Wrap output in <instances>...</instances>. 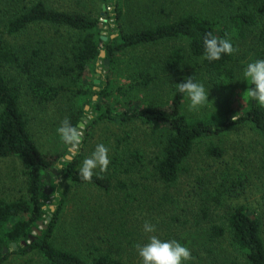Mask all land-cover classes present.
Returning <instances> with one entry per match:
<instances>
[{"label": "trees", "instance_id": "16d2710c", "mask_svg": "<svg viewBox=\"0 0 264 264\" xmlns=\"http://www.w3.org/2000/svg\"><path fill=\"white\" fill-rule=\"evenodd\" d=\"M235 1L236 11L232 12L230 23L222 27L206 14H189L168 23L161 20L151 27L126 30L122 0H100L97 15V10L89 8L85 0H0V160L19 161L25 184L23 195L0 200V264H6L13 256L28 255L37 256L41 264H121L108 252L99 250L98 255L82 256L55 244L68 204L65 195L58 200L51 222L47 220V228L39 229L40 235L34 231L39 222H45L49 188L57 187L56 179L111 194L114 190L128 189L132 186L129 178L140 173L149 184L144 182L141 188L140 182L134 180L135 192L150 201L145 191L151 190L152 203L162 207L156 196L163 197L161 193L178 187L198 146L206 145L208 156L221 159L225 153L224 140L237 129L249 130L264 141V107L246 98L250 86L247 81L244 104L238 110L218 116L188 117L184 113L186 97L176 88L167 103L155 104L151 102L153 99L144 102L139 98L140 90L151 91L166 71H174L185 63L182 48L173 50L161 65L155 60L151 63L141 60L135 65L123 60L132 51L185 41L188 52L199 63L197 66L213 77L217 88H227L235 80L234 53L219 61H207L203 58L204 36L211 33L217 38L244 39L253 28L260 27L259 43L264 42V0ZM103 5L112 8L114 15L107 11L104 19ZM102 19L110 20L108 25L114 24L107 41L102 40ZM34 27H48L55 29V33L63 31L72 43L71 50L60 54L50 50L45 41L18 45L15 39ZM102 50L109 65L105 66L106 79L97 91L92 79ZM3 66L18 70V77L25 78L27 86L18 77L3 73ZM191 77L197 81L195 76L186 78ZM183 79H176V84ZM26 91L47 117L46 125L51 127L46 149L38 144L31 119L22 110ZM51 105L56 108L52 115ZM87 106L91 109L88 112ZM85 118H89L88 123ZM65 119L75 132L80 123L85 124V136L72 160L67 159L72 142H64L57 134ZM102 124L118 129L103 143L109 149V164L106 171L96 170L91 181L86 182L80 176V166L95 130ZM148 129L162 132L152 137L148 149L135 145V134ZM228 171L227 168L220 175L209 173L197 179L195 194L200 199L195 213L197 230L178 241L198 254L211 250L212 243L226 237L240 264H264L263 222L251 207L232 204L233 176ZM220 213L225 224L206 222ZM14 244L16 250H12ZM5 248L9 253L3 255Z\"/></svg>", "mask_w": 264, "mask_h": 264}, {"label": "rangeland", "instance_id": "374dc122", "mask_svg": "<svg viewBox=\"0 0 264 264\" xmlns=\"http://www.w3.org/2000/svg\"><path fill=\"white\" fill-rule=\"evenodd\" d=\"M235 0H122L124 9L123 24L126 30L140 29L153 26L157 21L166 23L185 17L189 14H206L220 24V27L230 23L231 14L235 12L238 2ZM88 7L99 12L100 0H85ZM229 3H236V6H229ZM155 4V5H154ZM110 15L112 8L107 10ZM102 14V12H101ZM108 14V13H107ZM157 15V17H153ZM157 19V20H156ZM103 21L104 36L110 34L114 24L110 20ZM105 24V25H104ZM253 32L244 39L231 36L234 51L235 80L225 89H219L214 84L213 77L197 65L199 64L188 52V45L185 41L162 43L149 46L138 51H132L123 56V60L135 65L141 60L151 63H163L171 52L177 48L183 49L185 63L176 67L174 71H166L157 81L152 90H140L139 98L153 99L151 102L167 103L171 101L175 91L176 79L179 77L195 76L198 82H202L209 91V103L200 110H190L188 100L184 102V113L188 117H209L218 116L227 111H236L240 108L245 94L244 88L246 80L243 78V70L249 62L256 59H264V42L259 43L261 28H253ZM55 29L34 27L15 39L18 45L31 46L40 41L47 42L54 50L62 54L72 48V43L67 40L63 31L55 33ZM62 32V33H61ZM57 36V37H56ZM61 37V38H60ZM105 59H100L96 70L99 74L93 76L92 81H98L95 86L99 89L106 79ZM161 65V64H160ZM164 65V64H163ZM1 71L9 77H18L19 71L6 66L1 67ZM24 86H27L25 78L18 77ZM126 83V81H124ZM95 87V88H96ZM27 92V91H26ZM24 92L22 99V110L31 119V129L41 148H47V140L51 127L46 125L47 117L41 114L40 108L34 103L31 95ZM150 102V103H151ZM65 108V107H64ZM90 108V107H89ZM89 109L88 111H90ZM87 111V112H88ZM49 113L55 114L56 108L51 105ZM92 114H90V117ZM88 118V119H89ZM44 119V120H43ZM46 126V128H45ZM85 127L77 133L78 140L70 155L77 156L80 142L85 136ZM114 129L105 124L100 125L94 133L92 143L85 151V158L89 157L98 144L104 143L110 137ZM161 129L142 130L135 134V145H142L148 149L152 146V137L161 134ZM224 156L215 159L207 155L206 145L198 146L190 160V166L183 175L177 188L157 195L160 199L158 204H154V195L151 190L145 191L150 201L143 198L142 193L135 192L132 182H140L141 188L147 180L140 173L130 177L129 184L132 186L123 190H114L111 194L98 192L91 188L73 186L62 183L61 179L54 182L57 187L49 188L51 191L50 201L46 209L45 222L57 211L58 200L65 195L68 199L65 212L57 234L55 244L63 248L75 251L82 256L98 255L100 252L110 253L113 258L121 264H141L137 255L136 245L147 241L149 235H156L161 239L180 240L184 235L197 230L196 211L200 206V199L196 197L195 185L197 179L209 173L220 175L228 168V173L233 176L230 183L232 189L233 205H245L251 207L263 222L264 230V141L259 136H255L249 130L237 129L229 135L222 145ZM149 159V158H148ZM99 170V169H96ZM95 170V171H96ZM23 168L19 161L15 159L0 160V200L14 199L25 193ZM147 185L149 182H146ZM168 195L170 201H168ZM147 196V197H148ZM162 197V198H161ZM153 200V201H152ZM166 200V202L164 201ZM165 202V203H164ZM151 205V206H150ZM219 213V212H218ZM214 215V214H213ZM151 222L156 231L146 234L143 231L145 222ZM218 224H225V218L211 216V220ZM44 229L39 226L38 230ZM211 250L206 249L198 252H191L189 264H240L237 255L232 250L228 238H219L211 244ZM6 264H41L37 256L28 255L24 258L11 257Z\"/></svg>", "mask_w": 264, "mask_h": 264}, {"label": "clouds", "instance_id": "9594fccd", "mask_svg": "<svg viewBox=\"0 0 264 264\" xmlns=\"http://www.w3.org/2000/svg\"><path fill=\"white\" fill-rule=\"evenodd\" d=\"M234 51L233 43L228 38H217L211 33L203 38V58L209 62L219 61L223 56L231 55ZM243 78L250 85L246 91V98L264 107V59L249 62L243 70ZM174 86L179 94L187 98L190 110L198 111L209 103V91L202 82L195 81L192 77L185 78ZM57 134L66 143L78 140L75 129L67 119L62 121ZM108 152L109 149L101 143L89 157L83 160L80 176L84 181H91L96 169L107 170ZM143 231L152 234L156 229L151 222L146 221ZM136 250L141 264H189L191 260V252L184 244L174 239H161L156 235H149L145 243L136 245Z\"/></svg>", "mask_w": 264, "mask_h": 264}, {"label": "water", "instance_id": "95a60500", "mask_svg": "<svg viewBox=\"0 0 264 264\" xmlns=\"http://www.w3.org/2000/svg\"><path fill=\"white\" fill-rule=\"evenodd\" d=\"M107 7H106V5H103L102 6V17L105 19L106 17H107ZM104 22H106V20H104ZM100 27L101 28H103V24H100ZM102 40L103 41H107L108 40V38H107V36H102ZM106 58V52L104 51V50H102L101 51V53H100V59H105ZM109 65V60L108 59H106L105 60V66H108ZM100 73V71H97V74H99ZM95 84L97 85V84H99L98 83V81H96L95 82ZM95 90H97V91H99V89L96 87L95 88ZM97 99V97H94V100H96ZM90 108L87 106L86 107V111H88ZM84 121L86 122V123H88V121H89V119L88 118H85L84 119ZM85 127V124L84 123H80L79 124V126H78V131H76L77 133L78 132H80V130L82 129V128H84ZM75 147V143L74 142H72L71 143V148H70V152H71V154H73V153H75L74 152V150H73V148ZM67 159L68 160H72V158L70 157V156H67ZM49 182H50V179H49ZM50 192L51 191H49L48 192V195L50 194ZM49 222H51V218L48 220V223ZM38 225L39 226H43L45 229L47 228V226H45L44 224H43V222H39L38 223ZM37 234H39L40 235V231L38 230V229H36L35 228V230H34ZM34 236H31V240H34ZM25 245V244H24ZM17 249V246L14 244V245H12V250H16ZM9 253V249L8 248H5L4 250H3V255H6V254H8Z\"/></svg>", "mask_w": 264, "mask_h": 264}]
</instances>
